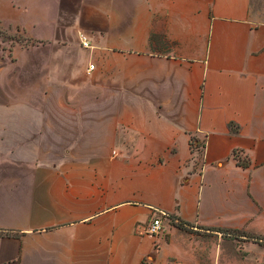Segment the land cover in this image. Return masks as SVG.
I'll return each instance as SVG.
<instances>
[{"label": "crops", "instance_id": "1", "mask_svg": "<svg viewBox=\"0 0 264 264\" xmlns=\"http://www.w3.org/2000/svg\"><path fill=\"white\" fill-rule=\"evenodd\" d=\"M4 31L0 264H171L232 231L264 264V0H0Z\"/></svg>", "mask_w": 264, "mask_h": 264}, {"label": "rangeland", "instance_id": "2", "mask_svg": "<svg viewBox=\"0 0 264 264\" xmlns=\"http://www.w3.org/2000/svg\"><path fill=\"white\" fill-rule=\"evenodd\" d=\"M17 44H25L17 33L0 32V50L5 52L7 60H14L12 51ZM186 234L199 236L198 232L192 230L186 231ZM243 234L241 231L228 232L224 236L225 242L211 245L209 249L205 246L206 244L194 240L193 237H180L175 242L177 257H171V264H243L241 260L244 259L246 252L242 250L241 244L237 242ZM248 238L254 243L264 246V239Z\"/></svg>", "mask_w": 264, "mask_h": 264}, {"label": "built area", "instance_id": "3", "mask_svg": "<svg viewBox=\"0 0 264 264\" xmlns=\"http://www.w3.org/2000/svg\"><path fill=\"white\" fill-rule=\"evenodd\" d=\"M83 46L88 47V43H83ZM93 69V66H91ZM191 153L196 154L201 151V147L195 141H191ZM173 222V218L169 214L160 213L154 217L145 227L142 228L143 233L151 240L163 235L166 232V226Z\"/></svg>", "mask_w": 264, "mask_h": 264}, {"label": "trees", "instance_id": "4", "mask_svg": "<svg viewBox=\"0 0 264 264\" xmlns=\"http://www.w3.org/2000/svg\"><path fill=\"white\" fill-rule=\"evenodd\" d=\"M177 226L181 229H186L189 224L184 222H177Z\"/></svg>", "mask_w": 264, "mask_h": 264}]
</instances>
